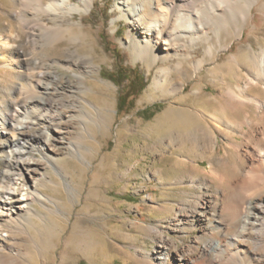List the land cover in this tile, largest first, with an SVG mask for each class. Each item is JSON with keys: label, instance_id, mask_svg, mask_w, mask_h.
<instances>
[{"label": "rangeland", "instance_id": "rangeland-1", "mask_svg": "<svg viewBox=\"0 0 264 264\" xmlns=\"http://www.w3.org/2000/svg\"><path fill=\"white\" fill-rule=\"evenodd\" d=\"M15 1L0 0L2 107L14 119L15 109L29 103L31 97L23 90L38 79H54L46 92L39 85L38 94H43L45 102L65 101L71 110H75L73 105L78 110L67 118L66 144L43 169L39 189L45 198L31 203L33 213H24L28 219L21 229L3 228L6 238L0 242V258L13 255L16 264H146L147 253L157 246V230L174 238L180 247L189 245L200 235V227L185 226L182 234L174 229L171 219L196 190L189 181L180 182L189 178L192 168L188 169L186 162L195 152L188 137L181 141L170 138L177 131H186L176 121L175 111L184 110L189 120V112L203 105L192 95L201 80L189 78V72L177 78L171 68L167 71L171 82L177 83L176 90L152 96L151 84L155 75L161 74L163 63L149 66L133 59L123 44L130 29L127 20H118L113 30L112 20L121 13L115 6L119 0H94L88 12L73 14L75 22H83L74 25V40L44 34L37 21L26 24L20 19L22 6ZM35 2L24 0L26 14L34 11ZM43 17L53 25L45 14ZM253 21L259 28L251 32L247 27L245 35L234 38L233 45L222 52L223 58L250 42L256 49L264 47L263 13L257 10ZM77 49L82 55H92L97 65L86 75L92 87L87 94L75 74L81 68L71 65L72 52ZM197 52L201 54V46ZM43 72L50 74L51 80L43 78ZM83 104L95 115H88L80 107ZM164 114L170 116L167 124L159 119ZM38 130L39 125L3 132L0 128V184L12 171L9 160L17 158V153L10 151L13 138L28 137ZM30 151L43 156L41 148ZM215 159L218 163L219 155ZM204 160L201 167L208 166Z\"/></svg>", "mask_w": 264, "mask_h": 264}, {"label": "bare ground", "instance_id": "bare-ground-1", "mask_svg": "<svg viewBox=\"0 0 264 264\" xmlns=\"http://www.w3.org/2000/svg\"><path fill=\"white\" fill-rule=\"evenodd\" d=\"M15 2L22 6L20 19L26 24L37 21L44 34L72 40L74 25H83L73 20V14L88 12L94 4V0H36L34 11L26 14L24 0ZM115 6L121 13L112 20L113 30L118 20H127L130 29L123 44L133 59L149 66L163 63L161 74L153 78L152 96L176 90L177 83L171 82V72L167 71L171 68L177 78L189 72V78L201 80L192 95L203 105L189 112V120L188 113L177 109L174 117L186 131H177L170 138H189L195 154L189 155L186 164L192 171L189 178L185 177L189 180L180 182L189 181L196 189L178 208L172 224L182 234L185 226L200 227V235L180 247L174 238L154 229L157 246L147 253L146 264H264V47L256 49L250 42L226 59L222 55L234 38L245 35L247 27L251 32L259 28L253 20L257 10L264 15V0H119ZM43 14L53 25L45 22ZM199 46L201 54L197 52ZM72 53L71 65L81 68L75 74L87 94L92 87L86 75L97 65L92 55H82L78 49ZM41 75L51 80L50 74ZM42 80L30 83L28 90L22 89L31 97L29 103L15 109L14 119L0 102L2 132L39 125L36 134L18 135L10 143V151L17 153V158L9 160L12 171L0 184V242L6 238L2 232L5 226L21 229L28 219L24 213H33L31 203L45 198L39 189L43 169L66 144L67 118L78 110L75 105L71 110L65 101L60 105L45 102L38 87L46 92L54 79ZM80 107L95 115L84 104ZM169 117L164 114L159 119L167 124ZM35 147L42 149V157L30 153ZM204 159L208 166L201 167ZM158 175H162L161 170ZM16 262L13 255L0 258V264Z\"/></svg>", "mask_w": 264, "mask_h": 264}]
</instances>
